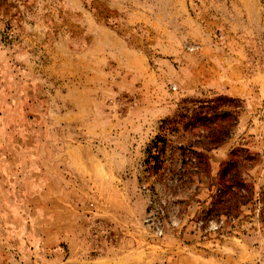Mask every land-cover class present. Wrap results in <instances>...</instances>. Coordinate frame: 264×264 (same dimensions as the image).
<instances>
[{"label":"rangeland","instance_id":"obj_1","mask_svg":"<svg viewBox=\"0 0 264 264\" xmlns=\"http://www.w3.org/2000/svg\"><path fill=\"white\" fill-rule=\"evenodd\" d=\"M195 232L264 264V0H0V264H192Z\"/></svg>","mask_w":264,"mask_h":264},{"label":"crops","instance_id":"obj_2","mask_svg":"<svg viewBox=\"0 0 264 264\" xmlns=\"http://www.w3.org/2000/svg\"><path fill=\"white\" fill-rule=\"evenodd\" d=\"M195 240L191 244H185L181 238H178L176 240L177 247L173 248L178 251V248H187L189 249V253L191 252L194 256L192 260V264H227L229 262H233L232 258H228V256H225L224 258L219 257L217 255V251L215 249L216 244L214 243V240L210 238L211 235H208L207 237H202L195 234L193 235ZM192 236V237H193ZM180 239V240H179ZM171 249V251H175ZM170 264H184L182 263L181 259H174L170 258ZM189 262V261H188ZM235 263H238V258ZM168 264V263H166Z\"/></svg>","mask_w":264,"mask_h":264},{"label":"built area","instance_id":"obj_3","mask_svg":"<svg viewBox=\"0 0 264 264\" xmlns=\"http://www.w3.org/2000/svg\"><path fill=\"white\" fill-rule=\"evenodd\" d=\"M143 221L145 226L153 233L155 237L159 238L164 236V228L160 219L154 217L151 213H148Z\"/></svg>","mask_w":264,"mask_h":264}]
</instances>
